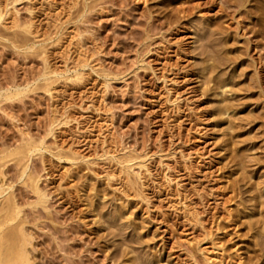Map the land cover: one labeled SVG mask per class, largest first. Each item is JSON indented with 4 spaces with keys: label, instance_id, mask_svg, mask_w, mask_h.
Here are the masks:
<instances>
[{
    "label": "rangeland",
    "instance_id": "obj_1",
    "mask_svg": "<svg viewBox=\"0 0 264 264\" xmlns=\"http://www.w3.org/2000/svg\"><path fill=\"white\" fill-rule=\"evenodd\" d=\"M263 26L264 0H0L28 263L264 264Z\"/></svg>",
    "mask_w": 264,
    "mask_h": 264
},
{
    "label": "bare ground",
    "instance_id": "obj_2",
    "mask_svg": "<svg viewBox=\"0 0 264 264\" xmlns=\"http://www.w3.org/2000/svg\"><path fill=\"white\" fill-rule=\"evenodd\" d=\"M235 5H236V3H235ZM238 6H240V5L238 4ZM230 9H231V7H230ZM231 10H233V9H231ZM243 14H245V13H243ZM229 15L231 16V14H229ZM248 18H249V16H248ZM257 21H258V19H257ZM251 26H252V24H251ZM258 29H260V28H258ZM251 32H254V31H251ZM256 33H258V32H256ZM258 37H259V34H258ZM255 38H257V37H255ZM261 38L264 39L262 36H261ZM252 43H254V42H252ZM258 43H260V42L258 41ZM259 46L261 47L260 49H262V50L264 49V44H261ZM256 49H257V47H256ZM262 50H261V52H262ZM261 57L262 58L264 57V53L262 54ZM262 66L264 68V64H262ZM263 79H264V77H263ZM20 141L23 142V138L20 139ZM28 150L29 149L23 147V143H21L14 150H11V151L9 150L8 152H5L6 154L3 157H0V196L3 195L2 197H0L1 198L0 199V264H31L30 262L28 263L29 259H28V256H27L28 252H27V249H26L27 245L30 244V242H29V240H28V238H27V236H26V234H25V232L23 230V226H22L24 220H23V218H19L18 217L19 213L21 211L20 205H19L20 202L18 201L20 198L16 199L15 196L13 195L14 194L13 191L9 190L12 187L13 179H11V177H10L11 175L8 176V166L7 167L5 166L6 163L9 161V159L4 160V158H10V161L14 162V166L15 167L14 166L13 167L16 169L15 172H14V174H15L14 177L19 180L20 178H22L23 174H25L26 167H25V164H24V161H25L24 159H26L25 156L29 152ZM3 167L5 169H2ZM10 168H11V166H10ZM24 177L27 180L25 179V181H24L22 179L23 182L21 184L23 185L24 182L26 184L28 181H30V183L28 182L29 184H27L26 186H29L30 191L35 195V200H34L35 202H34L33 206L39 205L40 209H42V208L44 209L46 207L45 206L46 204L44 202V198H45L44 196L45 195L42 192H40L41 190H39L37 188L36 181H34V178L33 179L31 178L30 173H28L27 177H26V174H25ZM7 190H9L11 192H6ZM254 204H255V202H254ZM258 204H259V202H258ZM29 206H30V204H29ZM263 233H264V231H263ZM186 251L190 254V251L188 249ZM192 256L190 254L191 258H192ZM195 262L197 263L196 260H195Z\"/></svg>",
    "mask_w": 264,
    "mask_h": 264
}]
</instances>
